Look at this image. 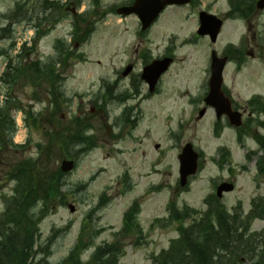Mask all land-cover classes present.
<instances>
[{"label":"rangeland","instance_id":"1","mask_svg":"<svg viewBox=\"0 0 264 264\" xmlns=\"http://www.w3.org/2000/svg\"><path fill=\"white\" fill-rule=\"evenodd\" d=\"M24 1H28L29 15L34 14L35 17L40 11L41 0H0V76L9 61L8 57H15L23 45L22 55L26 59L44 60L54 53L56 39H64L66 43L73 41L72 15L56 26L46 23L42 28L44 34L39 38L35 35L32 21L15 23L14 19L1 18L11 14L16 4ZM128 1L101 0V5L92 6L91 0H83L78 10H89L96 28L79 49L82 54L77 57L83 56L84 60L75 58L66 72L64 91L72 102L64 108V115L71 117L80 112L79 108L88 113L95 107L93 114L97 115L92 119L93 129H100L96 132L97 146L81 153L76 169L64 179L61 190L65 194V203L42 216L35 238L36 253L28 260L29 263L34 259L36 262L61 264L75 248L84 223L89 227L85 239L88 236L94 238L93 244L80 252V262H89L96 247L118 241L124 251L122 263L157 264L153 256L169 249L173 239L179 235V223L170 219L169 203H175L181 211L195 209V216L201 217L213 204L212 197L208 201L206 198L215 194L216 185L231 179L236 184L234 191L226 193L220 200L240 222L250 220L246 215L252 208L253 198L264 200V179L261 178V182L256 180V164L261 151L252 138L255 132L262 130L253 129L242 144L236 133L229 129L224 128L218 137L214 133L212 111L199 116L204 103L196 99V95L203 96L207 90L202 75L209 62L210 50L220 52L236 33L246 32L245 24L227 20L216 44L210 40H204V44L196 37L189 41L188 37H193L199 25L196 8L199 3L203 6L209 3L210 9L212 7L218 14L228 9V0H195L194 4L186 6H170L153 28L143 35L136 16L123 17L115 12H103L106 7H118ZM72 6L73 2L71 10ZM74 11L79 16L77 10ZM95 13L97 15L94 16ZM258 22L263 26L257 29L264 34V13ZM229 25L238 28L231 29ZM3 27L7 29L3 30ZM167 47H170L168 52L175 54V62L163 77L158 92L149 96L146 85L138 81L139 84L134 87L133 81L137 80L142 66L147 64V58L151 61L153 57L162 55ZM144 51L149 55L142 59ZM251 57L240 72L234 63H230L231 66L225 70L226 83L242 105L252 94L264 93V60L257 50ZM130 63H134L135 70L130 76L123 77L119 69ZM104 80L110 82L109 90L113 92V97L107 93ZM4 91L0 83V92ZM105 91V97L101 99L100 95ZM122 93H128V96H120ZM40 96L46 98L45 94ZM32 103L36 112L48 105V102L34 100ZM125 109L132 113L133 122L116 124ZM101 116L103 126H100ZM254 127L256 123L251 126ZM111 129H114L115 135L119 133L117 139L111 137ZM25 130V127L17 130L15 143L25 141ZM93 133V130L90 131V135ZM29 137L33 143L42 139L41 132L32 136L29 134ZM188 141L202 152L203 168L190 179L188 185L182 187L179 183L178 155ZM156 144L160 147L156 148ZM222 144L229 147L232 153V162L223 169L216 162L217 150ZM79 148L80 145H72L71 151L76 153ZM251 151L257 153L246 162L245 157ZM13 153L17 155L16 159L23 157L18 150H13ZM2 176L3 169L0 168V183L3 184L0 189V213L4 207L2 194L11 193L12 186ZM135 201L141 205L137 218L139 230L136 228L122 233L125 211ZM70 203L75 206V212L69 210ZM40 208L41 204L36 209ZM188 216L190 218L184 221L185 225L192 223V214L188 213ZM251 222L250 233H264V218H253ZM236 264L253 263L249 257L243 256Z\"/></svg>","mask_w":264,"mask_h":264},{"label":"trees","instance_id":"2","mask_svg":"<svg viewBox=\"0 0 264 264\" xmlns=\"http://www.w3.org/2000/svg\"><path fill=\"white\" fill-rule=\"evenodd\" d=\"M75 1L77 6L80 5L81 0ZM93 2L99 5L98 0ZM25 8V2L17 3L15 10L5 18L21 22L26 18ZM39 8L38 13H42L43 17L35 20L36 28L46 20L48 14L49 17L56 14L58 22L69 15L60 2L55 7L53 2L45 0ZM84 16L90 15H81L82 18H76L73 23L72 34L79 44L88 38L94 28V22H87ZM41 33L39 31L38 36ZM76 50L75 43L68 45L58 40L55 56L47 62L35 59L28 63H14L11 60L2 76L7 91L0 101V168L3 169L2 179L7 183L14 182V186L13 195L4 197L5 210L0 214V264H49L34 259L29 263L28 260L36 253L35 238L42 216L56 209L64 200L61 190L64 174L59 163L66 156L77 158L82 152L96 146V136L87 135L90 125L86 119L89 116L76 115L70 121L62 118L64 106L69 100L63 96L61 76L58 81L56 79V68L63 63L68 67V63L77 56ZM37 93H45L49 103L46 110L35 113L32 106L25 102L29 99L39 101ZM21 110L26 113L25 121L31 131L36 130L34 133L41 132L42 135L41 140L33 143L31 139L25 146L13 143L15 113ZM259 125L264 126V121ZM257 140L263 150L259 170L264 173V135H258ZM8 142L12 147L24 148V151H31L34 155L29 153L14 163L10 158L11 151L4 150ZM30 143L34 146L32 149H28ZM72 145H80L76 153L71 151ZM211 197L213 204L204 215L191 217L192 223L188 225L184 221L190 218V211H181L175 203L170 204V219L179 223V237L173 239L169 249L153 256L157 264H236L243 256L249 257L253 264H264V233H250L251 220L257 215L264 218V204L255 203L254 210L246 216L250 220L240 222L235 215L228 214L215 195ZM39 204L41 208L37 210ZM138 210L139 205L136 204L126 213L125 230L130 232L138 228L135 222ZM88 228L83 226L71 255L61 264H124L121 262L123 247L118 241L96 247L89 262H80V252L83 253L89 244H93V236L85 239Z\"/></svg>","mask_w":264,"mask_h":264},{"label":"water","instance_id":"3","mask_svg":"<svg viewBox=\"0 0 264 264\" xmlns=\"http://www.w3.org/2000/svg\"><path fill=\"white\" fill-rule=\"evenodd\" d=\"M189 0H136L132 6L123 7L119 9L122 14L137 13L141 19L143 29H147L156 20L162 10L170 4H185ZM260 7H264V0H260L258 3ZM202 27L200 29L201 33H210L213 40H216L218 33L220 32L222 21L214 16H202L201 18ZM225 60L221 59L219 62L217 60L213 67V77L211 80V92L210 99L217 97L221 93V83H222V70L225 64ZM171 63V59H165L163 61L156 62L152 66L145 69L143 78H145L151 85V90H153L159 76L166 70ZM151 71H150V70ZM212 104V100H207ZM228 103V102H227ZM237 124H240L237 122ZM198 158L199 155L193 149L191 143L186 144L183 148L182 153L179 155L180 159V175H181V185L185 186L187 183V178L197 172L198 169ZM74 168V161L65 159L62 162V171L67 172ZM234 189V185L231 183L224 182L218 189L217 194L219 197L223 195V192H229ZM71 211L75 210L73 205L70 206Z\"/></svg>","mask_w":264,"mask_h":264},{"label":"flooded vegetation","instance_id":"4","mask_svg":"<svg viewBox=\"0 0 264 264\" xmlns=\"http://www.w3.org/2000/svg\"><path fill=\"white\" fill-rule=\"evenodd\" d=\"M248 1H253V0H248ZM257 1V0H256ZM207 11L211 12L207 6L205 7ZM201 10V9H200ZM245 14V18H248L246 20V26H247V33L245 36V39L240 40L238 45L235 43L233 44V48L230 49L229 51V57H231V60H240L247 55H253L255 51L263 52L264 55V34H255L251 33L252 26H253V21L256 19L258 12L254 11L252 12L250 8H244L242 10H239V13ZM248 14V15H247ZM260 18V17H259ZM233 56V57H232ZM228 90L225 89V93L227 94ZM229 93V92H228ZM228 95V94H227ZM232 98V97H231ZM234 109H240V110H246V107H239L233 104ZM246 113V112H245ZM221 155V154H220Z\"/></svg>","mask_w":264,"mask_h":264}]
</instances>
